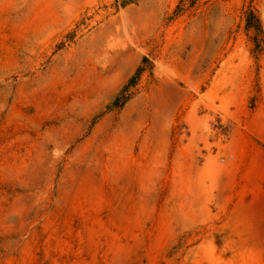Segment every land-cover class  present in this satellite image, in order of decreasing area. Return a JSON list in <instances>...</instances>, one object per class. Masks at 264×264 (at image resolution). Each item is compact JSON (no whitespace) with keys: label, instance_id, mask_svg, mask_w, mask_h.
<instances>
[{"label":"rangeland","instance_id":"rangeland-1","mask_svg":"<svg viewBox=\"0 0 264 264\" xmlns=\"http://www.w3.org/2000/svg\"><path fill=\"white\" fill-rule=\"evenodd\" d=\"M0 264H264V0H0Z\"/></svg>","mask_w":264,"mask_h":264},{"label":"bare ground","instance_id":"bare-ground-1","mask_svg":"<svg viewBox=\"0 0 264 264\" xmlns=\"http://www.w3.org/2000/svg\"><path fill=\"white\" fill-rule=\"evenodd\" d=\"M258 257H259V255H258Z\"/></svg>","mask_w":264,"mask_h":264}]
</instances>
